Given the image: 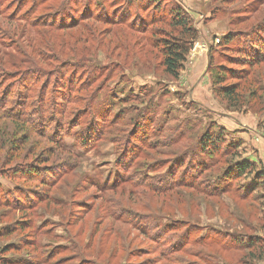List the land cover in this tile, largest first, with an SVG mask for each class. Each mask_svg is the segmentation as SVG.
I'll return each mask as SVG.
<instances>
[{
	"label": "rangeland",
	"instance_id": "rangeland-1",
	"mask_svg": "<svg viewBox=\"0 0 264 264\" xmlns=\"http://www.w3.org/2000/svg\"><path fill=\"white\" fill-rule=\"evenodd\" d=\"M177 4L198 38L173 79L151 44ZM227 32L262 56L231 108L206 72L241 70ZM0 264H264V0H0Z\"/></svg>",
	"mask_w": 264,
	"mask_h": 264
},
{
	"label": "trees",
	"instance_id": "trees-1",
	"mask_svg": "<svg viewBox=\"0 0 264 264\" xmlns=\"http://www.w3.org/2000/svg\"><path fill=\"white\" fill-rule=\"evenodd\" d=\"M136 1V5L147 4L152 7L153 11L160 10L162 0H133ZM169 1V0H168ZM129 4V3H128ZM171 6V4H170ZM169 6V7H170ZM164 12V11H162ZM169 17H164L159 20V23L166 26L169 31L160 30L161 34L159 38H155L152 42V47L158 50L160 54L161 66L164 68L166 75L170 76L173 79H176L183 68L186 58L193 48L195 41L198 38V30L194 25L193 18L180 6L175 5L170 9ZM109 21V20H107ZM115 25L122 23V20L116 18L115 20L110 21ZM131 23V22H130ZM155 23L152 20L151 25ZM75 27V26H73ZM238 36L234 35L232 32H227L223 37L220 38L217 47L219 48V56L221 59H224L227 63L242 65L241 70H233L224 65L213 66L212 57L208 62L207 70L211 76L212 80V90L213 93L223 101L227 102L229 108L235 107L236 103H242L247 99V97H253L256 93L255 82L253 80L254 73H251L248 69L251 66L260 63L262 56L255 57L256 53L261 52L259 45L257 44H241L237 45ZM233 46V48H231ZM236 52L239 55L236 58H231L229 52ZM228 52V53H227ZM235 61V62H232ZM247 67V68H246ZM228 81H233L229 82ZM242 83H244L242 85ZM248 93V96L246 95ZM219 137V136H218ZM217 136L211 134H205L199 139L204 146L202 147L204 153L208 151L207 154L220 155L221 157L225 156V152H222L219 147L222 145V140L219 142ZM233 163V164H232ZM233 165L231 176H226V178L237 179L246 174H253L254 165L252 163H246L242 161L230 162L229 167ZM257 175V174H256ZM261 179L263 178L262 174H259ZM257 177V176H256ZM259 183V182H257ZM260 186V184H259ZM205 241V238L196 239L190 241L189 236L179 244L176 245V242L173 246H170L169 251L166 255L184 253L189 254L190 245L200 244ZM208 243H212V239L207 237L206 240ZM262 240L260 238H253L245 246L247 249H251L254 246H259Z\"/></svg>",
	"mask_w": 264,
	"mask_h": 264
}]
</instances>
